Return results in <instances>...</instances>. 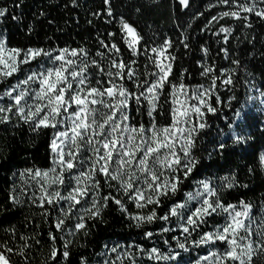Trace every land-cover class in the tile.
Returning a JSON list of instances; mask_svg holds the SVG:
<instances>
[{"label":"snow or ice","instance_id":"6c2138e0","mask_svg":"<svg viewBox=\"0 0 264 264\" xmlns=\"http://www.w3.org/2000/svg\"><path fill=\"white\" fill-rule=\"evenodd\" d=\"M24 5L0 0V131L45 155L11 173L0 264H264V197L242 191L264 173V0H66L96 33L75 44L14 40L69 26ZM117 218L139 239L77 252Z\"/></svg>","mask_w":264,"mask_h":264},{"label":"trees","instance_id":"16d2710c","mask_svg":"<svg viewBox=\"0 0 264 264\" xmlns=\"http://www.w3.org/2000/svg\"><path fill=\"white\" fill-rule=\"evenodd\" d=\"M66 0H25L23 7V13L26 17L24 24L33 20V14L37 12L38 8H43L48 11L50 18L57 20L61 27H64V21H69V26L64 32H56L55 26L47 25L46 20H40L36 22V32L30 38L25 37V32L14 24L9 25L11 31L14 34V40H19L21 43L32 42V43H43L46 35H53L56 41L60 44L65 42L69 44H75L76 41L82 39H93L95 37V30L89 27L85 22V12L81 10H69V13L61 8V5ZM89 4L95 2L98 4V0H87ZM130 3L134 4L137 2L146 3L147 0H129ZM208 0H197V4L203 9L204 4ZM215 9L213 10V13ZM126 14L136 23L139 24L141 29H145V25L152 24L153 28L159 29L161 32H168L170 34L175 33V29L172 26L171 20L168 18V13L164 10H145L143 17L137 18L133 14L131 7L126 9ZM70 15H79L80 24L79 27L73 23L70 19ZM206 15H208L206 13ZM187 19V17H185ZM200 21H196L193 28L198 32ZM103 28V25H100ZM259 28L257 27V32ZM195 34V33H194ZM239 33V30L237 31ZM75 37V39H73ZM246 46V45H244ZM189 61L185 60V66H188ZM259 116V113L256 114ZM35 140V144L30 141L29 134L17 133L15 136L9 131L5 133L0 131V202H3L8 194V189L11 186V173L17 171V169H23L24 167L31 166L34 162L37 164L44 163V140L32 137ZM261 148L260 144L256 145L255 151H259ZM249 151H253L250 149ZM10 169V170H9ZM250 184L249 190H242L247 192V199L252 200L255 203H259L260 199L264 197V173H257V175L247 181ZM27 209H25V212ZM15 219H22L19 213L15 214ZM22 227V225H21ZM123 238L128 239H139L134 229H128L124 223H121L119 218L110 222L109 225H102L95 232L94 236L89 242L87 249H78L77 252H87L91 259H95L93 249L99 250L106 242L122 240ZM75 254V253H74Z\"/></svg>","mask_w":264,"mask_h":264}]
</instances>
